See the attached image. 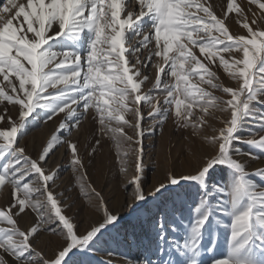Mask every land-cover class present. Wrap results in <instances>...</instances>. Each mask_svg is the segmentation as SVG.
<instances>
[{
	"label": "rangeland",
	"instance_id": "374dc122",
	"mask_svg": "<svg viewBox=\"0 0 264 264\" xmlns=\"http://www.w3.org/2000/svg\"><path fill=\"white\" fill-rule=\"evenodd\" d=\"M0 264H264V0H0Z\"/></svg>",
	"mask_w": 264,
	"mask_h": 264
}]
</instances>
